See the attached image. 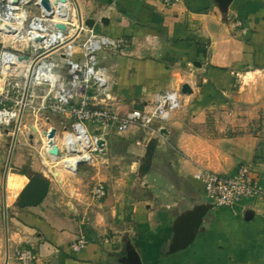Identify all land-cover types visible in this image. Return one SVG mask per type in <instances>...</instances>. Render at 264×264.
I'll use <instances>...</instances> for the list:
<instances>
[{
	"label": "crops",
	"instance_id": "crops-1",
	"mask_svg": "<svg viewBox=\"0 0 264 264\" xmlns=\"http://www.w3.org/2000/svg\"><path fill=\"white\" fill-rule=\"evenodd\" d=\"M78 5L85 19L96 20L98 32L130 42L126 54H100L121 110L144 107L170 89L180 90L183 106L162 124L168 133L134 127L109 134L108 150L122 158L134 155L135 161L126 164L137 169L149 140L158 138L147 174L116 177L109 185L97 180L106 186V196L94 197L95 182L89 204L64 201L52 192L51 181L44 203L17 207L8 222L6 184L13 179L19 193L27 173L39 172L35 165L33 170L24 167L23 154L18 153L6 184V176L3 179L4 218L7 240L8 223L13 230L11 248L21 246L14 253L9 247L5 264H15L21 247L34 251V264H126L121 258L129 260L133 249L145 264H264L261 195L235 210L210 209L195 241L167 253L177 216L210 202L204 183L195 176L198 168L232 175L246 164L264 182V150L259 149L264 143V0H232L227 12L218 0H179L173 6L159 0H81ZM184 84L192 93L182 92ZM28 136L37 151L38 138ZM93 163L82 164L77 173L67 172L79 176L83 166ZM146 193L151 202L134 198ZM90 208L93 219L87 215ZM85 226L93 242L74 253L71 245L84 235Z\"/></svg>",
	"mask_w": 264,
	"mask_h": 264
},
{
	"label": "built area",
	"instance_id": "built-area-1",
	"mask_svg": "<svg viewBox=\"0 0 264 264\" xmlns=\"http://www.w3.org/2000/svg\"><path fill=\"white\" fill-rule=\"evenodd\" d=\"M57 1L48 0L46 8L42 0H0V127L8 132L15 127L19 133L28 110H33L36 118L45 112L70 116L72 123L69 129L64 127L61 137L53 125L43 130L55 129V135L63 140L65 131L68 133L69 138L56 145L58 156L50 152L54 145H49L48 138L36 127L41 137L37 148L40 161L54 176L51 169L55 166L51 165L60 159H82L76 169L66 170L77 173L82 164L93 163L97 156L106 154L111 131L123 133L135 127L159 133L162 124L183 106L180 90L170 89L144 107L121 110L100 54H126L129 40L87 26L77 0ZM159 1L173 6L179 0ZM65 8L68 15L62 12L58 16ZM195 176L204 183L207 198L218 207L235 210L256 196H264V182L255 178L246 164L232 175L200 167ZM93 195L98 200L106 196L103 182L95 184ZM88 244L89 240L81 235L71 250L79 253ZM15 260L17 264H34L36 254L29 247H21Z\"/></svg>",
	"mask_w": 264,
	"mask_h": 264
},
{
	"label": "rangeland",
	"instance_id": "rangeland-1",
	"mask_svg": "<svg viewBox=\"0 0 264 264\" xmlns=\"http://www.w3.org/2000/svg\"><path fill=\"white\" fill-rule=\"evenodd\" d=\"M75 2V0H73ZM79 4H81V0H77ZM35 112L33 110H28L25 112L22 121H21V130L19 131L16 140L14 142L15 137V127L11 128L8 132L4 128L0 127V160L3 162V168L0 170V264L6 263V251L9 253L12 250V253L15 252L19 243L14 244L11 248L10 239L13 235V230H11V226L8 223V240L5 232V199H4V174L7 169V164L10 162V167H13V163L15 162V158L18 153L23 154V158L25 161L24 167L32 168V165H35L38 168L39 172H42L47 177L51 178L52 181V192L57 193L62 197L64 201H74L82 202L89 204L92 202V194L91 188L97 182V180H103L108 185L112 184L113 181L116 180V177L124 178L128 175H132L134 177L142 174L137 167H129L128 162L135 161V156L131 155L129 157L125 156L124 158L119 156H114L111 152V149L107 151L106 154H101L95 158V161L92 165L83 166L81 173L79 176L69 174L65 170H70V161L61 160L57 162V164H53L52 172L59 173V175L54 176L49 169L39 162L40 159L38 152L36 149L29 144L28 134H34L36 138H38L37 146L41 145V137L34 132L32 126L37 127L38 131H40L45 136V131L51 125L58 128L60 137L63 134L64 127L67 126L69 129L72 119L70 116L65 114L53 115L50 113H42L38 115V118L35 116ZM263 121L264 118H261ZM262 128L264 129V123H261ZM261 128V127H260ZM7 132V133H6ZM93 132V131H91ZM263 134V133H262ZM65 139H61L57 134L56 144H60L66 141L68 133L65 131ZM46 137V136H45ZM47 139V138H46ZM109 140V138H108ZM59 146V145H58ZM13 148V151H12ZM38 158H37V156ZM144 157V156H143ZM56 161V160H55ZM69 162V163H68ZM65 170H64V168ZM10 169V168H9ZM10 171V170H9ZM14 171V170H13ZM138 174V175H137ZM144 175V174H143ZM140 176V175H139ZM141 180V179H140ZM7 177L6 182L7 183ZM161 186L164 187L163 183H160ZM7 185V207L8 209V222L10 218V213L12 210H16L15 202L18 197V187L14 183L13 179L8 181ZM80 198V199H79ZM135 199H143L145 201L151 202L152 200L149 198V194H145L144 196L138 194L134 197ZM80 201V202H81ZM79 204V203H77ZM154 204V202H153ZM93 205V204H92ZM87 215L91 216V219L95 216V211H92L91 208L88 210ZM24 245V243H22ZM13 263H16L15 258L13 259Z\"/></svg>",
	"mask_w": 264,
	"mask_h": 264
},
{
	"label": "water",
	"instance_id": "water-1",
	"mask_svg": "<svg viewBox=\"0 0 264 264\" xmlns=\"http://www.w3.org/2000/svg\"><path fill=\"white\" fill-rule=\"evenodd\" d=\"M18 1V0H15ZM232 0H218L220 9L222 12H227L229 5ZM42 4L48 8V0H42ZM82 16V15H81ZM103 23H107V18H102ZM96 20L94 18H86L85 24L89 27H94ZM57 27L64 29V24H57ZM198 65H201L200 63ZM183 93H192V89L189 84H184L181 88ZM34 132H36V127L32 126ZM162 133H168L166 128H161ZM47 136L51 137L55 135V129H52L50 132H45ZM18 135V130L15 132L14 142ZM158 138L153 137L149 140L146 145V152L142 158V162L139 165V171L143 174H147L151 168L153 158L155 155L157 147ZM102 141L98 144L100 145ZM13 151V148H12ZM50 152L54 155H59L58 146L54 145ZM10 168V162L7 164V169L5 176L8 175V170ZM56 175V174H55ZM5 177V178H6ZM28 181L25 186L21 189L18 194L15 206L18 208H26L39 206L47 199L50 195L51 179L41 172L32 171L27 175ZM215 205L212 202H204L201 204L195 205L193 208L188 209L177 216L173 224V235L169 242L168 254H174L178 251L188 248L196 239L204 219L208 211L214 208ZM129 260L126 264H145L142 257L137 250L133 249L128 254Z\"/></svg>",
	"mask_w": 264,
	"mask_h": 264
},
{
	"label": "bare ground",
	"instance_id": "bare-ground-1",
	"mask_svg": "<svg viewBox=\"0 0 264 264\" xmlns=\"http://www.w3.org/2000/svg\"><path fill=\"white\" fill-rule=\"evenodd\" d=\"M56 1V3L58 2L57 0H55ZM61 11V13H58L59 15L58 16H61V14H62V12H64V15L65 16H67L68 15V9L67 8H65V9H63V10H60ZM46 132V131H45ZM45 136H46V138H48V140H49V145H57L56 144V140H57V134L56 135H53V136H51V137H49V136H47L46 135V133H45ZM69 138V135L67 136V138L66 139H68ZM57 159H59V158H56L55 160L57 161ZM70 160V164H69V166H70V168H72V169H70L71 171L72 170H74V169H76L77 167H78V164L82 161V159H80L78 156H75V157H72L71 159H69ZM60 161V160H59ZM58 161V162H59ZM69 163V162H68ZM57 174V173H56ZM58 175H59V173H58Z\"/></svg>",
	"mask_w": 264,
	"mask_h": 264
},
{
	"label": "trees",
	"instance_id": "trees-1",
	"mask_svg": "<svg viewBox=\"0 0 264 264\" xmlns=\"http://www.w3.org/2000/svg\"><path fill=\"white\" fill-rule=\"evenodd\" d=\"M260 151H262L263 152V150H264V143L262 142L261 144H260ZM259 155H261V154H259L258 153V156ZM32 171H30L29 173H27L28 175L31 173ZM20 173H22V174H26V171L25 170H22ZM84 235H85V237L89 240V242H93V238H92V231L88 228H86V226H85V229H84Z\"/></svg>",
	"mask_w": 264,
	"mask_h": 264
},
{
	"label": "flooded vegetation",
	"instance_id": "flooded-vegetation-1",
	"mask_svg": "<svg viewBox=\"0 0 264 264\" xmlns=\"http://www.w3.org/2000/svg\"><path fill=\"white\" fill-rule=\"evenodd\" d=\"M122 262L127 263L128 260L126 258H121Z\"/></svg>",
	"mask_w": 264,
	"mask_h": 264
}]
</instances>
